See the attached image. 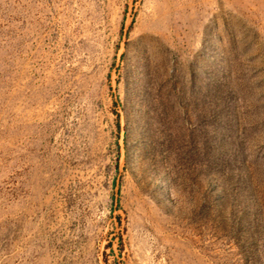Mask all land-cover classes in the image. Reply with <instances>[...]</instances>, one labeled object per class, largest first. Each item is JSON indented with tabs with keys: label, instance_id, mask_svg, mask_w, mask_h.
I'll list each match as a JSON object with an SVG mask.
<instances>
[{
	"label": "rangeland",
	"instance_id": "1",
	"mask_svg": "<svg viewBox=\"0 0 264 264\" xmlns=\"http://www.w3.org/2000/svg\"><path fill=\"white\" fill-rule=\"evenodd\" d=\"M0 264H264V0H0Z\"/></svg>",
	"mask_w": 264,
	"mask_h": 264
}]
</instances>
